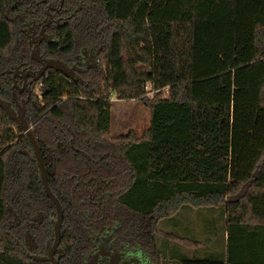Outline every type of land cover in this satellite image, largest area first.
<instances>
[{"label": "trees", "instance_id": "1", "mask_svg": "<svg viewBox=\"0 0 264 264\" xmlns=\"http://www.w3.org/2000/svg\"><path fill=\"white\" fill-rule=\"evenodd\" d=\"M114 94L149 107L142 134L112 133ZM22 121L64 213L57 264L104 244L264 264L263 205L228 211L264 189V0H0V264H54L57 207Z\"/></svg>", "mask_w": 264, "mask_h": 264}, {"label": "rangeland", "instance_id": "2", "mask_svg": "<svg viewBox=\"0 0 264 264\" xmlns=\"http://www.w3.org/2000/svg\"><path fill=\"white\" fill-rule=\"evenodd\" d=\"M49 63L57 64L60 67H63L58 63V61L55 60H50ZM111 118V131L114 135L118 136L121 134H127L130 131H134L137 134H142L144 130L150 125L151 111L149 107L137 99H119L117 98V95L114 94L112 97ZM251 190L254 192L252 197L248 199L245 198V200L233 206L234 208H231V203L228 205L229 216L230 212L232 211H237L240 214H244L245 212L247 215L245 219L259 221V219L251 213L255 212L256 210L255 202H260L263 207H259L257 209V213L264 215V203L263 200L259 199V196L264 194V189L260 187H252L250 191ZM252 201H254V203H252ZM97 253H99V255L97 254V260L102 258L101 261L103 264H150L144 260L141 255L112 250L105 245H101Z\"/></svg>", "mask_w": 264, "mask_h": 264}, {"label": "water", "instance_id": "3", "mask_svg": "<svg viewBox=\"0 0 264 264\" xmlns=\"http://www.w3.org/2000/svg\"><path fill=\"white\" fill-rule=\"evenodd\" d=\"M22 127L25 129L26 135L29 138L32 148L35 152V155L37 157L38 160V165L40 167L41 170V175H42V181H43V185L45 186V189L47 191V193L49 194L50 198L54 201V203L56 204L57 207V212H58V219H57V223H56V235H57V241L55 242L52 251H51V258H54V253L57 251L58 249V240L60 238V229L63 223V219H64V213H63V209H62V205L59 201V199L54 195V193L51 190V187L49 185V181H48V175H47V170L45 167V163H44V158L40 149V145L37 141L36 136L34 135V133L32 132V127L26 123L25 121H22L21 123ZM54 264H57V262L55 261Z\"/></svg>", "mask_w": 264, "mask_h": 264}, {"label": "flooded vegetation", "instance_id": "4", "mask_svg": "<svg viewBox=\"0 0 264 264\" xmlns=\"http://www.w3.org/2000/svg\"><path fill=\"white\" fill-rule=\"evenodd\" d=\"M54 8H56V7H53V9ZM53 23V20L52 19H50L49 20V23ZM35 28V26H33L31 29H33V32H32V46L34 47V48H36L37 50H39L38 49V43L40 42V40H42L44 37H49V35H51V34H47L46 33V26L45 25H43V27L41 28V30L40 31H37V30H35L34 29ZM93 55L92 54H89V59L91 60V61H93ZM49 61H50V59H46V61H45V64L46 65H49L50 63H49ZM72 67V66H71ZM24 74V77H26L28 74H30L29 72H24L23 73ZM27 84H28V81H25V83H24V85H23V89L27 86ZM18 109L19 110H21L22 109V106H20L19 105V107H18ZM20 117V116H19ZM105 245V244H104ZM101 246V245H100ZM106 246V245H105ZM106 247H108V246H106ZM53 248V247H52ZM109 248V247H108ZM109 249H111V248H109ZM58 250V249H57ZM99 250V249H98ZM98 250L96 251V252H94L91 256H90V258H89V261H88V263L87 264H103L102 263V261H101V259L102 258H100V260H97V258H98V255H99V253H97L98 252ZM52 251V250H51ZM117 251V250H116ZM57 252V251H56ZM55 252V253H56ZM124 252V251H123ZM55 253H54V255H55ZM98 254V255H97ZM133 254H135V253H133ZM97 255V256H96ZM137 255V254H136ZM138 255H140V254H138ZM96 256V257H95ZM50 257H51V253H50ZM93 258V259H92ZM143 258V257H142ZM144 259V258H143ZM54 262H55V256H54V258L52 259ZM145 260V259H144ZM147 261V260H146ZM148 262V261H147Z\"/></svg>", "mask_w": 264, "mask_h": 264}, {"label": "crops", "instance_id": "5", "mask_svg": "<svg viewBox=\"0 0 264 264\" xmlns=\"http://www.w3.org/2000/svg\"><path fill=\"white\" fill-rule=\"evenodd\" d=\"M232 213L234 214L235 217H239V218H242V217H243V213L240 214V213H238L237 211H234V212H232ZM232 213H231L230 216H231V217H234Z\"/></svg>", "mask_w": 264, "mask_h": 264}]
</instances>
